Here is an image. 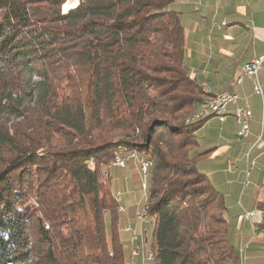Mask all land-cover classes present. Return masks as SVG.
I'll return each instance as SVG.
<instances>
[{
  "label": "trees",
  "instance_id": "1",
  "mask_svg": "<svg viewBox=\"0 0 264 264\" xmlns=\"http://www.w3.org/2000/svg\"><path fill=\"white\" fill-rule=\"evenodd\" d=\"M65 1L0 0V77L17 98L0 123V264H126L106 174L121 150L151 161V264H241L197 165L212 151L189 120L205 93L174 0Z\"/></svg>",
  "mask_w": 264,
  "mask_h": 264
},
{
  "label": "crops",
  "instance_id": "2",
  "mask_svg": "<svg viewBox=\"0 0 264 264\" xmlns=\"http://www.w3.org/2000/svg\"><path fill=\"white\" fill-rule=\"evenodd\" d=\"M171 8L178 11L181 17L184 62L189 75L195 77L209 93L236 92L241 98L240 102L247 100L252 111L251 133L246 138H239L232 117L234 106H229L226 119L218 120L222 124L212 141V151L198 159V168L207 175L214 187L229 194L242 182L249 164L253 162L254 167L248 177L253 171L259 170L254 174L260 183L258 197L254 202L251 199L246 200L245 206L240 201V205L243 210L257 209L256 201L262 199L264 188V91L261 85L264 70L257 77L262 96L253 92L255 79L246 78L237 84L231 82L239 75L245 62L264 55V0H174ZM255 98L262 101L260 120L255 117ZM211 119L216 118L205 119L199 129H204L203 126L210 123ZM259 136L260 139L255 143ZM202 139L203 137L198 136V151H203ZM229 163L238 170H228ZM106 174L110 178L112 193L120 195L121 203L125 207V211L119 216V226L122 223L128 224L138 230L134 217L135 206L140 201L136 190V182L140 180L136 162L130 160L125 167L110 165ZM141 229L146 230L144 226ZM129 236L128 233V239ZM253 236L248 241H252L248 251L242 255L243 264H264V241ZM125 246L131 250L130 243ZM130 259L134 260L133 264H141L139 257Z\"/></svg>",
  "mask_w": 264,
  "mask_h": 264
},
{
  "label": "rangeland",
  "instance_id": "3",
  "mask_svg": "<svg viewBox=\"0 0 264 264\" xmlns=\"http://www.w3.org/2000/svg\"><path fill=\"white\" fill-rule=\"evenodd\" d=\"M65 3H69L70 5L74 6L78 3V0H66ZM63 5H62V9H63ZM7 81H8V79H6V78L1 79V77H0V123H2V124L7 122L8 120H11V115L8 112V109L11 106H15L17 103V98H16L15 94H11V95L8 94L9 87L7 86ZM9 82L10 81H8V83ZM261 85H262V89L264 91V77L261 78ZM204 93H205V96H204L203 103L205 102L207 97H209V95L207 94V89H204ZM215 93H217V92H215ZM210 95H212V93H210ZM203 103L198 107V109L194 110L191 113V116L189 117L190 121L197 120L194 118V116L201 109ZM253 104L255 107V117H256V119L260 120L261 116H262V101L260 100V98H255ZM23 106L27 108L29 106H32V103H30L29 101H25L23 103ZM208 118H215V117H205V118L198 119V120H205ZM221 124L222 123L219 122L217 119H211L210 123L203 126V128L205 127L204 129H201V130L199 129V131L196 132L197 138H198V136L203 137V139L201 140V144L203 145V146H201V149L206 150V149H209L213 145L212 141L216 138L217 132L221 128L220 127ZM197 150H198V147H197ZM128 151H135V150H128ZM118 152L121 154H119ZM136 154H138V153L136 152ZM116 155L122 156V150L117 151L114 154L113 159H112L111 163L109 164V166L110 165L118 166L114 162V159H115L114 157ZM150 166H151V161H150L148 168L146 170V172H147L146 177H148V171H149ZM257 172H259L258 169L253 171L251 173L250 177L246 178V176H245L243 178L242 182L240 184H238V187L236 189L233 188L229 194H226L225 192L223 193L224 202H225V205L227 208L225 214H226V224H227V227L229 229V240L233 244V246L235 247L236 252H238L239 259H241L240 260L241 264L244 263V259L242 258V255L243 254L245 255L246 252L248 251L246 248H244V246L248 243V241L252 238V236L254 235L253 237H256V238L258 237L262 241H264V223H263V225H261V228H259V231H255L256 229H254V234L252 235L251 222L247 218H245L243 208L240 205V201H242V205L245 206L246 200L251 199L254 202L255 199L258 197L260 183L258 182V180H256V177L254 176V174H257ZM138 182H139V187L136 189L138 191V198L140 200L138 203H143V201H145L146 198H145L144 192L140 188V180H138ZM118 185L120 186V182H118ZM117 194L118 193L113 194V197L117 196ZM118 196L120 198V195H118ZM262 198L264 201V188H263V192H262ZM114 200H115V198H114ZM115 202L117 203V211L119 212L118 208L121 207L122 212H120V213H123V204L121 203V198L119 201L115 200ZM239 213H240V215H238ZM259 219L261 220V223L264 222L263 221V214H262V216L260 215ZM105 224L108 227V218L107 217L105 218ZM136 224L138 225V228H139L138 230H141L142 226L137 221H136ZM257 225H259V223ZM118 226H119V223H118ZM118 226H117V231L120 233V239L122 240L123 244L124 245L129 244V241H127L129 232L126 233L127 231L125 232V231L121 230L124 226H127V225H124L122 223V224H120L119 228H118ZM148 227H149V225H148ZM255 228H257V227L255 226ZM143 232H144V230H143ZM240 249H243V253H241ZM262 253H264V247L262 248ZM133 263H134V260L130 259V257L128 256V258L126 259V264H133Z\"/></svg>",
  "mask_w": 264,
  "mask_h": 264
},
{
  "label": "built area",
  "instance_id": "4",
  "mask_svg": "<svg viewBox=\"0 0 264 264\" xmlns=\"http://www.w3.org/2000/svg\"><path fill=\"white\" fill-rule=\"evenodd\" d=\"M261 70H264V55L256 56L250 59L249 62H247L246 66H242L239 75L231 82V84L241 83L246 78L255 79V83L253 84V92L256 95L262 96V89L257 81L258 74ZM207 93L209 95V105L207 107V110L212 109V107H226L227 115H228L229 106H234L233 109L238 110V117L233 118L234 123L243 122V129H237L236 131H240L242 135L251 133L250 120L252 117V111L247 100H243L240 102L241 98L239 94L231 91H224L223 94H217V98H210V93L208 90ZM263 106H264V102H263ZM202 113L203 112H201L199 116H202ZM227 115H215V118L219 121H224ZM259 139L260 136L257 138L255 143H257ZM254 144L251 146V148L254 146ZM130 160H134L137 164L139 171V178H140V188L144 192L145 198H147L148 177H146V170L148 168L149 159H147L144 156H140L139 154H136L135 151L122 150V164L120 167H125ZM252 167H254L253 162L249 164L245 172L246 178L249 176V172ZM228 170L237 171L238 168L235 165L229 163ZM124 211L125 208L123 206V212ZM243 211H245V218H247L251 222V230L253 235L255 226L261 222L259 218L260 215L262 216V212L259 209L243 210ZM134 217L135 220L141 226H144L149 222L146 199L145 201H143V203H138L136 205L134 211ZM126 225L128 226V230L130 234L128 239L131 245L130 258L139 257L141 259V264H148V262H152L153 253H149V250L146 249L144 246L143 230L142 229L136 230L132 226L128 224ZM244 248H246V246H244ZM243 249H240L241 253H243Z\"/></svg>",
  "mask_w": 264,
  "mask_h": 264
},
{
  "label": "bare ground",
  "instance_id": "5",
  "mask_svg": "<svg viewBox=\"0 0 264 264\" xmlns=\"http://www.w3.org/2000/svg\"><path fill=\"white\" fill-rule=\"evenodd\" d=\"M69 8H70V4L69 3H65L63 5V10L64 11H67ZM247 62H249V61H247ZM247 62H245L243 64V66H246L247 65ZM223 93H224V91L217 92V93H212V95H210V98H217V94H223ZM208 105H209V97H207V99L203 103L201 109L197 112V114L194 116V118L195 119H202V118H205V117H215V115H227V108L226 107H212V109H208L207 110ZM201 112H203L202 113V116H199ZM232 117L233 118H237L238 117V110L233 109ZM235 125H236V128L237 129H243V122H235ZM236 135L239 138H245L249 134L242 135V133L240 131H236ZM119 154H121V153H119ZM114 158H115L114 159V162L116 163V165H118L120 167L121 164H122V156L116 155ZM149 163H150V161H149ZM149 163H148V165H149ZM146 174H147V172H146ZM118 195L119 194H117V196H114V198H115L116 201H119L120 200V198H119ZM118 209H119V212H122V208L121 207H119ZM244 215H245V211H244ZM121 230H123L125 232L126 231L129 232L128 226H124ZM149 253H152V251L149 250ZM151 263L152 262H148V264H151Z\"/></svg>",
  "mask_w": 264,
  "mask_h": 264
}]
</instances>
